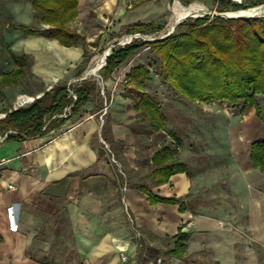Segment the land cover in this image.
I'll return each instance as SVG.
<instances>
[{
  "label": "crops",
  "instance_id": "0c3cea01",
  "mask_svg": "<svg viewBox=\"0 0 264 264\" xmlns=\"http://www.w3.org/2000/svg\"><path fill=\"white\" fill-rule=\"evenodd\" d=\"M12 14L29 24L36 14L33 0H17ZM39 37L58 63L69 65L83 54L79 44ZM51 68L37 69L48 83L45 90L55 86L58 72ZM94 94L74 113L70 104L67 116L52 115L60 122L41 136L0 141V264H134L144 241L161 253L164 238H171L173 248L179 230L187 234L186 251L183 257L169 255L174 264H264V172L251 158L252 143L264 138V119L256 108L241 110L226 135L240 171L238 198L246 203L244 220L237 212L232 227L223 224L228 216L191 199L189 166L188 172L154 183L153 154L163 146L175 149L162 129L147 134L120 126L132 114L123 98L113 99L103 128L106 142L110 145L111 135L120 147L122 163L110 160L100 143L101 107ZM140 184L153 196L182 198L184 209L179 201H152Z\"/></svg>",
  "mask_w": 264,
  "mask_h": 264
},
{
  "label": "rangeland",
  "instance_id": "374dc122",
  "mask_svg": "<svg viewBox=\"0 0 264 264\" xmlns=\"http://www.w3.org/2000/svg\"><path fill=\"white\" fill-rule=\"evenodd\" d=\"M16 1L0 0V77L1 73L11 72L15 68L8 48H12L17 53L31 55L32 61L24 76L13 85L0 89V117L3 116L4 110L26 106L38 94L42 93L48 87V83L42 75L38 74L37 69L40 67L53 69L51 66H55L58 73L53 76L57 78L51 85L66 83L72 87L84 80L95 82L97 91L94 94V99L101 107L98 118L103 137L100 134V143L110 153V160L120 164L122 161L119 154L120 147L117 148L116 145L112 147L109 143L106 146L103 142V139H106L103 128L105 129L108 121L107 111L113 99H127V103L131 105L129 108L132 114L128 116L129 122H121L120 126L133 131L151 130L150 121L143 109L141 112L140 109H135V103L140 98L139 92L134 91L132 93L129 90L130 84H128L126 76L130 67L145 64L151 71L146 90L157 94L164 105V112L167 117V129L160 130V133L172 144L176 154L186 160L192 176H194L192 191L189 194L191 199L197 205L207 206L214 213L228 216L229 219L223 220V224L226 226H236L235 214L237 212L244 220L245 214L241 211L245 208L246 203L238 198L241 189L237 188L240 171L238 162L229 150L230 141L226 138L227 133L234 130L236 120L242 117L243 100H240L236 105H230L227 102L189 100L172 85L163 81L160 75L161 59L150 44L154 38L163 36L173 27L175 10L179 11L190 3L200 2L212 12L193 11L192 16L180 18L182 19L181 22L184 21L183 24L177 25L170 34L187 30L189 23L197 17L207 15L213 18L216 16L213 10L217 1L179 0L185 6L177 7L175 5L176 0H79L81 4L80 6L78 4V10L80 7L81 12L78 17L70 22V27L83 38L78 45L83 50V54L79 61L68 63L69 65H66L64 61L62 63L55 61L53 54L47 51L48 44H44L45 40L39 37L41 34H35L37 36L28 38L22 32L9 28L8 17L13 16L12 7ZM18 1L21 2L22 0ZM262 3L264 0H246L241 8ZM218 10L232 11L235 9L230 6L224 9L218 8ZM141 13H145V16H140ZM16 21L18 22V20ZM140 22H152L157 29L147 34L142 32L129 33L127 31L129 25ZM43 24L45 23L40 21L36 11L34 19L27 25L45 28L46 26ZM135 33L141 35L134 40H146L147 44L136 51L125 63L118 66L111 77L105 78L103 66H101L102 55L108 51L109 47L118 46L120 41ZM86 56H89L88 59H85ZM93 68L96 70L92 71ZM60 69L63 71L62 74H59ZM28 97L31 99L29 100ZM257 97L261 107L260 116L261 119H264V96L258 94ZM170 130L178 133L180 142L176 139L174 142L171 141L167 136L171 137ZM162 244V250H165L170 248L173 242L171 238H164ZM148 246L144 241L142 248ZM144 257L150 259V264H154L147 250ZM170 259L169 255L159 252L157 264H174ZM134 264L140 263L136 261Z\"/></svg>",
  "mask_w": 264,
  "mask_h": 264
},
{
  "label": "trees",
  "instance_id": "16d2710c",
  "mask_svg": "<svg viewBox=\"0 0 264 264\" xmlns=\"http://www.w3.org/2000/svg\"><path fill=\"white\" fill-rule=\"evenodd\" d=\"M215 1L220 9L230 6L234 9L242 7V4L231 0ZM78 4L79 0H33L40 21L48 27L37 28L18 23L12 15L8 17L7 24L9 28L25 35L41 34L56 38L66 46L78 45L83 38L70 27V22L79 14ZM175 5L185 6L179 0H176ZM156 29V25L152 22L134 23L127 27L129 33L147 34ZM150 42L161 59L160 75L163 81L172 85L189 100L227 102L230 105H236L243 100L242 111L255 107L257 113L261 114L257 96L258 94L264 96V16L227 18L218 15L213 18L207 15L200 16L189 23L187 30ZM145 44H147L146 40H134L124 46L113 48L106 57L103 76L110 77L118 66L125 63ZM8 53L15 63V68L11 72L1 73L0 89L5 85L16 83L25 75L32 61L31 55L27 53H17L12 48H8ZM88 57L86 56L85 59ZM126 76L130 84L129 90L132 93L139 92L140 98L135 103V107L143 109L150 121L151 130L145 132L167 129V117L162 101L157 94L146 90L147 81L151 77L150 69L145 64H137ZM96 88L95 82L90 80H84L72 87L66 83L57 84L45 90L41 96L36 97L26 106L5 110V116L0 118V132L9 128L19 131L17 134L8 135L6 139L41 136L60 122L55 118L51 119L52 115L63 112L70 104H73L72 113H74L91 100ZM70 89H74L77 95L75 99ZM169 134L180 142L176 131L170 130ZM108 140L114 147L116 143L114 138L110 135ZM251 158L254 165L264 172V138L252 143ZM152 160L154 167L151 175L155 184L169 181L170 176L176 172H188V164L181 161L175 155V151L168 146L156 151ZM139 187L146 191L154 202L179 201L180 208L184 209L182 198L156 197L152 195L148 186L140 184ZM176 237L174 247L163 250L161 254L184 256L187 234L179 230ZM146 250L154 264H157L159 252L150 247H141L137 253L138 263L150 264V259L144 257Z\"/></svg>",
  "mask_w": 264,
  "mask_h": 264
},
{
  "label": "built area",
  "instance_id": "2783aa9c",
  "mask_svg": "<svg viewBox=\"0 0 264 264\" xmlns=\"http://www.w3.org/2000/svg\"><path fill=\"white\" fill-rule=\"evenodd\" d=\"M233 1L237 2V3H240V4H244L246 2V0H233ZM263 5H264V3L258 4V5H255V6H250V7H247V8L235 9V10H232V11H230V10H228V11H220V10H218L217 4H216L213 12H214L215 15L226 17V16L223 15V13H231V12H234V11H241V10L250 9V8H257V9L259 8V9H261ZM252 14L255 17L264 16V12L260 13L259 11H256V12H254ZM140 35H141L140 33L130 34L124 40L120 41L118 46H124L125 44L132 42L134 40V38H137ZM118 46H116V47H118ZM112 49H113L112 47H109L108 53H111ZM105 63H106V59L104 58L101 66H104ZM70 93L72 94L74 99L77 97L76 93L74 92V89H70ZM71 107H72V105L66 106L62 113H57L54 116H67L71 112ZM18 132L19 131L17 129H15V128H9V129L5 130L3 133H0V141H4L8 137V135L17 134ZM103 142L105 143L106 146H108V143L104 139H103ZM113 160H115V159L113 158ZM121 172L124 174V172L122 170H121ZM137 234H138V236L141 235V233L139 231L137 232ZM126 259H127L126 255L122 254V260L125 261Z\"/></svg>",
  "mask_w": 264,
  "mask_h": 264
},
{
  "label": "bare ground",
  "instance_id": "6f19581e",
  "mask_svg": "<svg viewBox=\"0 0 264 264\" xmlns=\"http://www.w3.org/2000/svg\"><path fill=\"white\" fill-rule=\"evenodd\" d=\"M261 9H259V8L258 9L257 8H250V9H245V10H241V11H234V12H231V13L235 14V15H238V14H250V13H254L256 11H259L260 13H262V12H264V5L262 6ZM193 11L206 12V13L207 12L208 13L212 12L211 10H209V8L205 4H202L200 2H194L192 4L190 3V5L184 7L183 9H181L179 11L175 10L174 24H175L176 21L180 20L181 17L192 15ZM200 14H202V13H200ZM104 57H105V54L102 55L101 61L104 60ZM93 69H92V71L96 70V69H94V70ZM28 99L30 100L31 97H28Z\"/></svg>",
  "mask_w": 264,
  "mask_h": 264
},
{
  "label": "water",
  "instance_id": "95a60500",
  "mask_svg": "<svg viewBox=\"0 0 264 264\" xmlns=\"http://www.w3.org/2000/svg\"><path fill=\"white\" fill-rule=\"evenodd\" d=\"M214 13V12H213ZM224 16L226 17H249V16H254L252 13L250 14H238V15H235V14H231V13H223ZM184 19V18H183ZM182 19L178 20L175 22V24L173 25V27L166 33L164 34L163 36L159 37V38H154L153 40H157V39H162L164 37H166L167 35H169L171 32L174 31V29L176 28V26L181 22ZM110 53H108V51L105 53V59L106 57L109 55Z\"/></svg>",
  "mask_w": 264,
  "mask_h": 264
}]
</instances>
